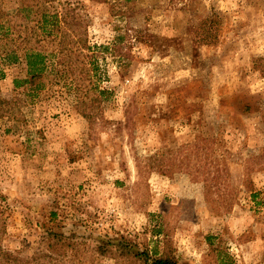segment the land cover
<instances>
[{
    "label": "rangeland",
    "instance_id": "374dc122",
    "mask_svg": "<svg viewBox=\"0 0 264 264\" xmlns=\"http://www.w3.org/2000/svg\"><path fill=\"white\" fill-rule=\"evenodd\" d=\"M34 2L0 0V24L20 28L10 17ZM67 2L88 73L60 79L49 59L32 80L23 61L1 66L0 96L19 98L0 116L1 247L144 264L90 259L124 240L178 264H264V0L54 4ZM53 226L70 246H50Z\"/></svg>",
    "mask_w": 264,
    "mask_h": 264
},
{
    "label": "trees",
    "instance_id": "16d2710c",
    "mask_svg": "<svg viewBox=\"0 0 264 264\" xmlns=\"http://www.w3.org/2000/svg\"><path fill=\"white\" fill-rule=\"evenodd\" d=\"M54 1L55 0H35L33 5L28 4L19 6L16 12L11 16L12 18L10 17L8 23L9 25L10 21L13 22L15 20L16 25H13V27L20 26V28L14 29L13 31H9L7 26L5 27L0 24V28L2 29L0 33V79L4 76L1 66L16 63L18 61L25 62L27 74L32 80L34 78H40L48 69L47 61L49 59L54 62V64L51 65L50 71L60 79H65L68 74H71L74 80H78L80 76L83 77L84 74L88 73L89 68H87V64H89V62L83 59L87 57L83 50L88 49V47L86 46V40L79 35L80 33L86 32L83 16L77 12L67 19L66 13L75 11L76 7L74 4L67 2L65 6L59 9L58 6L54 4ZM32 12L37 13L38 17L33 27L28 28L26 20ZM22 24H24L23 27H21ZM83 24L84 27L80 29V26ZM28 29L30 31L23 34ZM33 36L35 45L30 46L28 44L30 38ZM72 37H76L77 40L75 43H81L82 45L79 44L80 46L77 45L75 47H73L75 43L68 45V43L72 41ZM130 42L131 40L129 39V44L131 45ZM48 45L53 46L48 49ZM124 48L123 57L126 58L130 52V46ZM121 57L122 56H120V58ZM260 60H262V58L258 59V61ZM93 68L94 67H91L90 70ZM14 82L17 87L23 85L24 82H29V80L19 81L15 79ZM97 100V98H94L92 102H96ZM18 101L19 98L11 100L0 96V116H6V113H9L8 110L10 105ZM91 105L93 106V103H91ZM83 115L88 119L95 118V114L92 111H87V113H83ZM17 118L15 120H17ZM4 230V219L0 211V239ZM48 236L49 239H53L50 246H54V244L57 245L58 243L63 246L71 245L69 242L64 243L65 241H62V239L69 240L72 237L63 236V234L58 231L57 226L48 229ZM14 252L15 251L3 249L0 245V264H84V262L82 263V259L78 261H74L72 258L69 260H65V258L57 259V257L52 256L53 253L23 258L15 255ZM98 257H110L115 260L120 257H130L134 260L142 259L144 264H178L167 250L150 255L149 250H136L133 245L124 240L114 242L102 241L97 243L92 250L90 259Z\"/></svg>",
    "mask_w": 264,
    "mask_h": 264
}]
</instances>
